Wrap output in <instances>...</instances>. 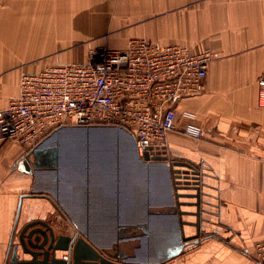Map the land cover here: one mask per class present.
<instances>
[{
	"label": "crops",
	"instance_id": "0c3cea01",
	"mask_svg": "<svg viewBox=\"0 0 264 264\" xmlns=\"http://www.w3.org/2000/svg\"><path fill=\"white\" fill-rule=\"evenodd\" d=\"M135 38L213 54L205 93L174 106L177 129L168 136L166 154L168 162L190 164L199 173L200 209L195 191L180 190L184 223L175 222L166 168L137 161L129 134L96 137V146L104 139L118 148L104 163L94 143L84 158L66 147L67 161L80 165L66 164L58 173L28 171L30 152L2 143L0 264H11L17 218L18 232L52 218L99 250L115 241L117 223L138 234L146 226L143 241L124 246L130 256L137 252L135 264H260L254 254L264 241V108L258 104L264 0H0V110L19 94L22 64L40 71L77 63L96 49L124 51ZM186 124L201 127L203 137L185 136ZM18 254L30 258L21 249Z\"/></svg>",
	"mask_w": 264,
	"mask_h": 264
},
{
	"label": "built area",
	"instance_id": "2783aa9c",
	"mask_svg": "<svg viewBox=\"0 0 264 264\" xmlns=\"http://www.w3.org/2000/svg\"><path fill=\"white\" fill-rule=\"evenodd\" d=\"M212 62L209 50L135 38L124 51L96 49L83 62L24 71L18 96L0 110V144L29 153L61 128L106 126L127 130L139 157L166 156L168 136L177 129L174 106L205 93ZM258 104L264 108V77L258 81ZM182 133L203 137L194 124ZM254 259L264 264V241L255 245Z\"/></svg>",
	"mask_w": 264,
	"mask_h": 264
},
{
	"label": "water",
	"instance_id": "95a60500",
	"mask_svg": "<svg viewBox=\"0 0 264 264\" xmlns=\"http://www.w3.org/2000/svg\"><path fill=\"white\" fill-rule=\"evenodd\" d=\"M104 132H117L118 134L122 132L126 135L129 134L128 136L133 141L137 161L148 166L155 164L164 165L167 171V191L172 197L171 214L179 226H182L184 223L181 220L182 212L179 210L180 206L183 205L179 198L184 197V195L178 193L180 190L195 191V197L194 195L189 197L197 199L195 206L198 210L200 209V175L196 169L187 163H170L167 161L168 158L166 156L150 157L148 152L144 154L143 158L139 157L134 137L122 128L101 126L61 128L27 155L25 159L26 168L30 172L55 171L58 173L59 167L71 163L67 161L65 156L66 147H75V151L72 150V154L75 152L74 156L77 155L76 151H80L79 153L82 155L85 148V146L82 150L80 148L82 141V145H86L87 143L91 145V143H94L93 146H96V137L102 135ZM61 137L64 141L58 143ZM81 157L84 158L85 154ZM63 159L66 163L61 165ZM181 167L187 168V170L182 172L181 169H178ZM172 174L174 179L172 178ZM56 175L58 177V174ZM177 177L178 180L174 182L173 180L177 179ZM20 210L21 206L19 205L18 217ZM150 213L148 210V214ZM59 214L64 222H69L60 210ZM195 216L199 218V213H196ZM18 222L19 218L16 220L10 243L9 254L11 257L8 262L10 261L11 264H135L132 260L138 257L137 252H135L134 256H130L128 255L129 250L124 249V246L127 245L133 248V245L136 242L143 241V237L148 236L149 232L146 226H143L145 233L138 234L137 232H133L130 227L118 225L117 223L115 241L109 244L104 250H99L82 233L79 231L74 232L75 230L69 227H62V225L54 222L52 218H49V221L36 220L29 222L19 232L17 231ZM196 226L198 227V224ZM183 233L181 230L179 235L184 240ZM15 240L18 241V244H15ZM180 244L181 249L183 243ZM20 249L30 258L20 259L18 254ZM64 253H67V259L62 257Z\"/></svg>",
	"mask_w": 264,
	"mask_h": 264
},
{
	"label": "rangeland",
	"instance_id": "374dc122",
	"mask_svg": "<svg viewBox=\"0 0 264 264\" xmlns=\"http://www.w3.org/2000/svg\"><path fill=\"white\" fill-rule=\"evenodd\" d=\"M82 61H84V59H81L80 60V62H82ZM36 64V63H35ZM32 68H34L33 67V65L32 64H22L21 65V70L19 69V71L22 73V72H24V71H27V70H29V69H32ZM62 141H64V139L61 137V138H59V142L58 143H61ZM99 141H101L102 142V145H97L96 146V149L98 150V152L100 153V156H102V159H101V161H102V163H104V162H106L107 160H106V158L107 159H109V157H115L116 156V154H117V152H118V148H117V146L115 145V149L112 147V145H111V142H114L113 140H106V141H104V139H100ZM91 142V141H90ZM82 143H83V141H82ZM82 143L80 144V148H81V150H82V148L85 146V149H84V151H83V154H85V151L86 152H88V151H90L91 150V147L89 146L90 145V143H87L86 145L84 144V145H82ZM69 148V150H71V152H73L72 150H74L75 149V147H68ZM80 151H76V153H77V157L78 158H82L81 156L83 155H81L80 153H79ZM75 153V152H74ZM74 153H73V156H74ZM109 156V157H108ZM71 163H69L70 165H72L73 167H77V166H79L80 164L77 162V161H70ZM66 162L64 161V159H63V161H61V165H63V164H65ZM62 167V166H61Z\"/></svg>",
	"mask_w": 264,
	"mask_h": 264
}]
</instances>
